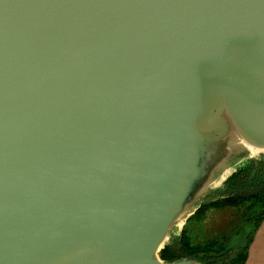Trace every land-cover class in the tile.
<instances>
[{
    "label": "water",
    "instance_id": "obj_1",
    "mask_svg": "<svg viewBox=\"0 0 264 264\" xmlns=\"http://www.w3.org/2000/svg\"><path fill=\"white\" fill-rule=\"evenodd\" d=\"M259 156L264 0H0V264H202L159 252Z\"/></svg>",
    "mask_w": 264,
    "mask_h": 264
},
{
    "label": "trees",
    "instance_id": "obj_2",
    "mask_svg": "<svg viewBox=\"0 0 264 264\" xmlns=\"http://www.w3.org/2000/svg\"><path fill=\"white\" fill-rule=\"evenodd\" d=\"M259 160L264 161V156L247 160L223 182L220 188L213 191L208 199L198 206L186 220L180 234L171 235L169 242L159 252L162 260L170 262L175 259L190 258L202 264H244L252 236L264 216V163L260 167ZM241 175L243 177L237 180ZM224 187L229 189L222 192ZM247 200L251 201V204L245 208L250 230L235 252H231V246L224 245L223 241L200 239L201 233L196 225H204L205 216L210 209L233 207Z\"/></svg>",
    "mask_w": 264,
    "mask_h": 264
},
{
    "label": "rangeland",
    "instance_id": "obj_3",
    "mask_svg": "<svg viewBox=\"0 0 264 264\" xmlns=\"http://www.w3.org/2000/svg\"><path fill=\"white\" fill-rule=\"evenodd\" d=\"M250 204L251 201L247 200L233 207L210 209L205 216L204 225H196L201 233V236L199 234L200 239L223 241L224 245L231 246V252H235L250 230V224L245 216V208Z\"/></svg>",
    "mask_w": 264,
    "mask_h": 264
},
{
    "label": "crops",
    "instance_id": "obj_4",
    "mask_svg": "<svg viewBox=\"0 0 264 264\" xmlns=\"http://www.w3.org/2000/svg\"><path fill=\"white\" fill-rule=\"evenodd\" d=\"M244 264H264V216L252 236Z\"/></svg>",
    "mask_w": 264,
    "mask_h": 264
},
{
    "label": "bare ground",
    "instance_id": "obj_5",
    "mask_svg": "<svg viewBox=\"0 0 264 264\" xmlns=\"http://www.w3.org/2000/svg\"><path fill=\"white\" fill-rule=\"evenodd\" d=\"M216 106L220 107V106H219V102H216ZM220 108H221V107H220ZM220 115H221V116H224L223 112H221ZM215 118H217V122H220V121H221V120H220L221 117H220L219 114H217V113H216L213 117L210 116L209 114H207L206 117H205V119H204V121H205V123H206L209 119H215ZM152 259H155V257H153Z\"/></svg>",
    "mask_w": 264,
    "mask_h": 264
},
{
    "label": "flooded vegetation",
    "instance_id": "obj_6",
    "mask_svg": "<svg viewBox=\"0 0 264 264\" xmlns=\"http://www.w3.org/2000/svg\"><path fill=\"white\" fill-rule=\"evenodd\" d=\"M258 163H259L258 165L261 167V166H263L262 163H264V161H263V160H259ZM242 177H243V175H241L237 180H240ZM225 187H226V186H225ZM225 187H224V189H223L222 192H224V191H226L227 189H229V187H227V188H225Z\"/></svg>",
    "mask_w": 264,
    "mask_h": 264
}]
</instances>
